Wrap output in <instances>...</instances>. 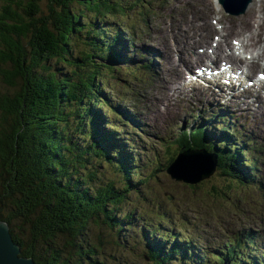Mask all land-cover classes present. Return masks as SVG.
<instances>
[{"label":"trees","instance_id":"obj_1","mask_svg":"<svg viewBox=\"0 0 264 264\" xmlns=\"http://www.w3.org/2000/svg\"><path fill=\"white\" fill-rule=\"evenodd\" d=\"M138 2L144 0H0V221L9 225L21 256L37 264H83L87 260L78 261L86 257L83 253L96 257L95 247L80 245L91 223L105 226L118 236L117 245L128 247L127 238L125 243L120 240V228L130 218L125 214L121 219L118 210L130 191L140 190L161 173L153 169L141 180H130L131 168L113 160L116 144L100 132L108 113L121 115L104 93L103 79L112 80L122 63L112 49L114 43L99 37L103 28L98 23L108 17L122 21L132 12L142 19L145 10ZM78 134L86 143L77 140ZM208 135L202 130L179 132V151L204 149L215 154V175L238 189L248 187L252 179L244 170L246 162L237 152L221 149V143L204 145ZM124 157L135 162L129 154ZM100 159L120 170L121 189L97 182L96 172L86 170ZM150 163L146 161V169ZM221 191L212 188L214 196ZM142 238L149 264H212L190 246L188 253L186 245L168 251L164 242L145 244L143 233ZM56 239H69L71 246L76 239L75 254L62 259L54 247ZM44 246H51L58 256L42 250L40 257ZM242 247L237 239L223 243L219 264H236ZM93 260L88 259L89 264H102ZM120 262L133 264L130 259Z\"/></svg>","mask_w":264,"mask_h":264},{"label":"rangeland","instance_id":"obj_2","mask_svg":"<svg viewBox=\"0 0 264 264\" xmlns=\"http://www.w3.org/2000/svg\"><path fill=\"white\" fill-rule=\"evenodd\" d=\"M212 3H214V5ZM138 4L146 11L144 17L145 22L141 26L137 24L136 15L138 13L136 12H132L122 21L108 17L106 20L98 23L100 25L99 27H102L104 30L102 33H99V37L105 38L111 43L115 44V42H119V37L126 38L127 40L129 39L130 35H132L131 33L134 32L132 31V27L127 26L131 25L130 22L134 23L136 27L135 35L141 38L139 47L134 46L135 49L134 47H130L128 51L122 49L124 56H129L130 60L134 57L137 59L135 62L129 64L131 68L121 65V67H118V70L111 75V78H113L112 80L108 79L107 81L103 79V81L106 82L104 85V93L115 106L119 104V107L124 108V105L126 108L130 109L131 113H136L133 118L140 131H133V136L136 137L134 151L137 155L147 156L141 157L139 159V164L136 163V159H134V163H130L124 157L126 152L129 153L128 149H120L119 147L118 149L113 148L111 157H113L114 161H120L128 168H131L128 174L130 180L134 182L145 178L146 174L153 169L160 170L161 173L156 177L153 176L150 178L140 190L130 191L126 195V202L118 210L121 212L117 215L118 217L122 219L126 214L130 218L125 223L121 222V226L124 224L126 225L120 228V240L125 243L127 238L128 247L122 248L117 245L119 244L118 236L109 232V229L107 230L105 226L91 223L86 229L84 239H82L80 245L83 248L90 246V249L91 247H95L96 257L83 253L86 257L83 259L78 258L79 262L81 260H87L82 261L85 262L83 264H89L88 259L94 261V258L97 259L98 263L102 264H117L119 259L122 261L130 259L133 264H149L148 259L145 258L147 252L141 246V244H143L142 233L146 239L149 238L147 231L153 234V236H150L153 245L164 242L161 245H166L167 250L170 251L172 246H180L184 243V239H188L193 240L197 245L198 250H196L194 254H200V246L206 241H209V238L216 236L220 231H234V226H237L239 222H241L239 225V230L241 232H247L249 228L252 229V226L244 223L248 216L253 220V228L254 232H256V229H259L255 221L258 218V212L260 210L264 211V206L262 205L264 201L259 199L264 197V186L260 190L253 189L254 192L250 193L238 189L236 185L220 179L215 174L196 185H186L175 179L172 180V178L167 175L166 169L168 167V162L169 165L173 164L177 157L184 153L179 151L180 148L176 143V134L179 130L182 128L194 127L195 124L193 123L198 122L203 119V117L206 118L209 115L217 114L219 112L217 110L221 108L225 110V113L228 111L234 112L236 105L242 110L245 101L238 100L239 102H236L237 104L234 103L232 106L227 107V103L230 101L235 102V99H221L220 96H214L208 93L209 90H203L199 93L197 88L182 87L183 79L176 80V87H180L181 89L171 97V93L167 92L166 85H172V83L165 79V74H167L171 64H174L177 59L180 58V56L177 55L176 57L174 55L180 52L183 45L182 43L173 45L172 37H170L169 42L174 55L167 57L168 55H164L159 48L160 38H158L160 37L159 33L162 26L165 30L174 28V30L177 31L179 29L185 32V35H189L188 32V34H186L184 26L186 25V21H189L190 13L192 12L191 9H196L197 7L203 11L208 10L211 12V16L208 18L210 23L211 21L215 22V20L213 21L215 18L219 21L218 18L223 15L220 22L225 29L229 32L241 33V35H232L231 38L244 39V36L249 37L251 34L249 35L248 33L253 29L251 28L252 22L259 16L261 20L256 23V25L260 24L258 30L264 35V8L260 0L254 3L251 9V11H254L253 20L243 25H239V20H236L238 18L228 17L231 15L226 14L223 10L219 11L216 3L211 0H147V4L146 0H144L143 3L138 2ZM206 4H211L210 8H208ZM71 7L73 12L80 13V8L77 5H71ZM173 8L176 9L173 10ZM238 8L240 7L238 6ZM257 8H260L262 12L255 14ZM180 9L184 10V17L179 16ZM247 11L248 10H246V12ZM200 21L201 20L198 19L197 23ZM176 24L177 26H175ZM255 34L256 37L254 40L257 44V41L258 43L261 42L262 38L259 37L258 33ZM136 36L131 39L130 44H138V38ZM186 41L187 40H185V42ZM212 41L213 40L209 38L207 44H197L195 50L200 49L204 45L210 47ZM228 43L230 44L229 40ZM114 48H116L115 45ZM256 48L257 51L259 53L262 52L264 56V46H257ZM193 51L194 50H192V52ZM187 52L190 51L188 50ZM176 63L178 65L177 68H182L184 73L188 71L184 69L185 66L180 64V61ZM259 64L260 66H264V62L262 63L260 61ZM142 67H146L147 69L149 67L150 70H143L141 71L142 73H137ZM196 67L198 66L192 63L190 70L193 71L197 69ZM59 68L61 67L59 66ZM152 99L157 102H153ZM131 100L136 104L137 109ZM220 106L221 108H218ZM156 108L159 110H153ZM105 109L108 110L107 108ZM105 109H103L104 112ZM242 111L244 112V110ZM235 114L237 123L245 125L246 131L248 132L252 131L253 123H256L257 118L260 116L259 112L255 111ZM108 116L109 118L107 121L114 124L119 122L116 127L120 130H124L127 135L131 134V126L125 120L113 119L109 113ZM261 124H264V122ZM103 128L108 132L107 126ZM78 135L77 140L80 139V141L86 143L85 139L81 135ZM251 136L253 138L255 137L253 135ZM207 138L204 140L206 141ZM254 140L257 141V137H255ZM205 141L204 145L221 143L217 141L214 136H210V138L206 142ZM149 157H151V165L149 169H146V164H144V162L150 160ZM90 163L91 166H88L86 170L91 173L96 172L97 182H111L116 188L121 189V181L123 178L120 170L117 169L116 166L108 164L103 159L97 161L93 160ZM258 165H261V167H258V180L264 185V168L259 162ZM212 188H216L218 191L222 190L220 192L221 195L214 196L212 194ZM228 193L231 197L227 199L225 196ZM258 223H264V219H260ZM232 225L233 229L227 228ZM221 236L223 237V235ZM68 240L69 239H56L54 243V247L59 250L62 259L69 256V252H71L72 255L75 254L78 249L76 239L72 246L67 244ZM85 242H88L87 246L86 244L84 245ZM145 244H147L146 241ZM42 250L52 252L58 256L56 251H52L53 248H51V246H44L41 248V252H38L40 257L42 255ZM40 257L39 259H41ZM73 261L72 259L69 262L71 263ZM235 262L236 264H243L241 258H238ZM119 264L124 263L120 262ZM170 264L181 263L175 261Z\"/></svg>","mask_w":264,"mask_h":264},{"label":"bare ground","instance_id":"obj_3","mask_svg":"<svg viewBox=\"0 0 264 264\" xmlns=\"http://www.w3.org/2000/svg\"><path fill=\"white\" fill-rule=\"evenodd\" d=\"M206 5H208V8H210L211 4H206ZM253 5H254V3L250 4L248 11L245 14H243L242 16H239L238 19H236V20H239V25H243L244 23H249V22H251V20H253L252 17L254 15V11H251ZM217 6H218V4H217ZM174 9H176V8H173V10ZM218 9H219V6H218ZM183 11H184L183 9H180V15L179 16L184 17ZM191 11L192 12L190 13L189 21H186V23H185L186 25L184 26V30L186 31V34L189 33V35H185V32H183L179 29L177 31H175L174 28H171L170 30H165V28L163 26L160 28V30H161L159 33L160 37H158V38H160L159 39V48L164 55L167 54L168 55L167 57H169V56L171 57L174 55L173 50L171 48V44L169 42V38L172 37L173 45H175L177 43H182V45H183V47L180 49V52L174 56H176V57H177V55L180 56V58H178L177 61L178 62L180 61L181 62L180 64H183L185 66L184 67L185 70H190L192 63L197 65L198 67H200V68L202 67V69H204L203 68L204 66L201 64L202 61L204 59H210V61L217 60V62H219V63L220 62H228V63H234L236 66H243V68L245 70L244 79H248L247 71H250V72L255 73L257 75L260 73L261 66L259 64V61H261L263 63L264 62V56L262 55V52L259 53L257 51L256 47H257L258 41L256 44V41L254 40V38L256 37V34L254 32H250L251 35L249 37L244 38V39L238 38L240 40L239 41L240 47L237 49L239 52H234L235 45L238 43V41L235 43L234 48H233L231 45V39H234V38H231V37H232V35H241V33L229 32L222 25V28L220 31H221V33L224 34V36H222L223 41L218 42L215 47H212L211 45H210V47H206L205 45L203 47H201L202 50L212 51L214 53V55L211 57V56H209V54H207V52H205L204 54L197 53L195 51V46L197 44H207L209 41V38H211V40H213V38H216L218 36V31L216 30L217 28L215 26H213L208 19L211 16V12H209L208 10L203 11L199 7H197L196 9L193 8V9H191ZM259 12H262V11L260 10V8H257V12L255 14H258ZM198 19L201 20L199 23H197ZM157 21H159V20H157ZM216 21L218 22V20H216ZM177 24L175 26H177ZM159 25H161V24H159ZM247 26H249V25H247ZM154 39H155V37H154ZM185 40H187V41L185 42ZM228 40L230 41V44L228 43ZM140 41L141 40L138 39V41H137L138 44L137 45L131 44V46L132 47H134V46L139 47ZM115 43H118V42H115ZM161 45H163V46H161ZM134 49H135V47H134ZM187 49L190 52H187L188 51ZM192 50H194V51L192 52ZM226 50H228V52H226ZM240 50H243V52ZM169 54H171V55H169ZM200 60H202V61H200ZM176 62L174 64L173 63L171 64L170 69L168 70L167 74H165L166 75L165 79H167L169 82L172 83V85H166L167 86V92L171 93V97L173 95H175L176 93H178L179 89H181L180 87H176V83H177L176 80H181L184 78V72H183L182 68H177L178 65ZM211 63H213V62H211ZM131 65H133V64H131ZM136 65H138V64H136ZM144 68L146 70H150L149 67H148V69L146 67H144ZM231 69L233 71L232 66H231ZM224 74L225 73H219V74L214 73V76H223ZM225 79H228V78H225ZM260 84L261 85L258 86V89H262L264 87L263 83H260ZM254 87L257 89L256 85ZM245 88H246V86H245ZM224 92L227 93V95H228L227 98L229 97L231 100L236 99L239 101L244 100L247 102V103H244V105H247L248 109H246V111L243 113H247L248 111L251 110V107H255V109L257 111L262 112L264 114V111H263L264 110V104L259 101L260 98H264V91L263 92L255 91L252 94H250L249 88L247 91V90L241 88L240 84L234 85L229 90L224 91V82H222L220 85V89H219V95H222ZM152 101L157 102L153 99H152ZM232 103H236V102H232ZM250 104H251V107H250ZM116 107L118 108L119 104ZM218 108H221V106ZM153 110H159V109L156 108ZM204 120H205V117H203L202 120L193 123V124H195L194 127H188V128H205L206 126L204 124L205 122H203ZM257 126H258L257 123L254 124L252 126V130H254V128ZM244 223L246 225L252 226V229L249 228L247 230V232H249V233H256L257 232V231L254 232L253 220L249 216H248L247 220L244 221ZM259 229L261 231H264V223L259 224ZM149 234H151V233L149 232ZM145 241L147 242V244H149L151 242V238L149 237ZM240 241H241V239H240Z\"/></svg>","mask_w":264,"mask_h":264},{"label":"water","instance_id":"obj_4","mask_svg":"<svg viewBox=\"0 0 264 264\" xmlns=\"http://www.w3.org/2000/svg\"><path fill=\"white\" fill-rule=\"evenodd\" d=\"M215 155L204 150H186L168 165L167 175L186 185H196L209 179L215 172ZM21 250L10 233L9 225L0 221V264H36L20 255Z\"/></svg>","mask_w":264,"mask_h":264},{"label":"snow or ice","instance_id":"obj_5","mask_svg":"<svg viewBox=\"0 0 264 264\" xmlns=\"http://www.w3.org/2000/svg\"><path fill=\"white\" fill-rule=\"evenodd\" d=\"M234 43H235V41H234ZM261 79H264V75H261V77H260Z\"/></svg>","mask_w":264,"mask_h":264}]
</instances>
